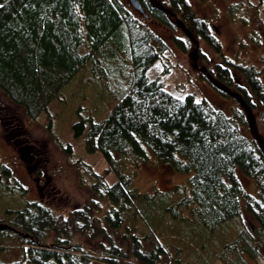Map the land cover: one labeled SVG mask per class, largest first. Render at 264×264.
I'll return each mask as SVG.
<instances>
[{
	"label": "trees",
	"instance_id": "16d2710c",
	"mask_svg": "<svg viewBox=\"0 0 264 264\" xmlns=\"http://www.w3.org/2000/svg\"><path fill=\"white\" fill-rule=\"evenodd\" d=\"M138 1L142 17L184 34L173 37L180 50L202 40L220 54L223 63L202 78L241 109L226 114L150 79L148 69L168 45L124 0H0V90L30 119L79 81L83 96L90 79L97 84L120 76L109 92L105 88L109 97L98 110L105 115L71 125L85 152H99L106 162L102 175L83 162L90 191L106 204L91 199L56 213L26 199L27 188L1 164L0 238H15L22 252L7 259L0 246V264H158L164 257L174 264H248L264 248V146L241 128L250 112L264 111V52L257 68L231 60L188 0ZM257 1L264 12V0ZM64 149L72 153L70 146ZM149 153L189 177L166 191H140L127 163L138 165ZM239 172L253 180L255 194L245 190ZM242 212L253 217L252 230L240 226L229 240L216 237Z\"/></svg>",
	"mask_w": 264,
	"mask_h": 264
},
{
	"label": "rangeland",
	"instance_id": "374dc122",
	"mask_svg": "<svg viewBox=\"0 0 264 264\" xmlns=\"http://www.w3.org/2000/svg\"><path fill=\"white\" fill-rule=\"evenodd\" d=\"M124 2L133 14L148 24L168 45L164 58L157 60L148 69L147 76L150 79L159 78L172 94L179 97L193 94L196 100L204 99L226 114H230L234 107L241 109L232 99L221 95L209 79L202 78L206 73L214 74L216 64L223 63L220 54L202 40L195 42L188 52L180 50L173 42V37L184 38L181 31L172 32L154 19H145L130 5L129 0ZM188 2L197 16L206 19L212 33L216 34L220 41L225 57L258 67V58L264 52V12L263 7L257 5V0ZM194 50L197 55L196 62L191 58ZM201 68H204L205 72ZM126 71H122V75L127 74ZM116 79H120V76H111L107 80L98 81L97 84L90 79L86 82L88 84L83 96L78 93V87L84 86L83 82H77L78 87L75 86L72 92L70 90V94L64 96L63 100L51 102L47 110L35 120L30 119L23 108L12 103L0 90V165H8L12 170V177L27 188L26 199H36L56 213L62 214L88 204L91 199L106 204L90 191L91 179L83 167V162H86L102 175L106 162L99 152H85L82 139L74 137L71 125L81 118L87 119L88 122L89 117L99 120L105 115L98 110L101 108L100 104L103 107L109 97L106 96L105 88L109 92V88L116 85ZM261 79L264 83V73H261ZM261 112L256 109L246 115L247 123L241 128L244 135L256 138L258 143L264 146ZM66 145L72 148L70 155L64 149ZM127 166L133 174L134 186L142 192H150L155 187L166 191L174 185L184 183L189 177L172 171L167 165L158 162L151 153L138 165L130 161ZM240 176L245 190L255 194L253 180L242 173ZM105 178L109 182L114 181L112 174ZM228 225L221 228L222 232L216 234V237L220 235L221 239L229 240L240 226L252 230L255 221L250 214L242 212L239 222ZM4 238H0V246L4 248L5 257L18 259L22 252L20 243L15 238ZM50 241L51 236L48 238V242ZM74 241L82 242L88 248L94 247V243L81 237H76ZM218 241L220 240L216 239L214 243ZM208 258L209 256L204 257ZM247 260L248 264H264V248L260 250L259 257ZM158 264L174 263L172 259L164 257ZM209 264L222 263L213 260Z\"/></svg>",
	"mask_w": 264,
	"mask_h": 264
},
{
	"label": "water",
	"instance_id": "95a60500",
	"mask_svg": "<svg viewBox=\"0 0 264 264\" xmlns=\"http://www.w3.org/2000/svg\"><path fill=\"white\" fill-rule=\"evenodd\" d=\"M129 3L135 10H137L138 12L144 14V11H143V9H142V7H141V5H140L138 0H129ZM154 3L156 4V0H154ZM196 57H197L196 50H194V52L191 55V58H192V60L194 62H196ZM201 70L205 72L204 68H201ZM261 116L263 118V126H264V111L261 112ZM4 227H5L4 225H0V229H2Z\"/></svg>",
	"mask_w": 264,
	"mask_h": 264
}]
</instances>
